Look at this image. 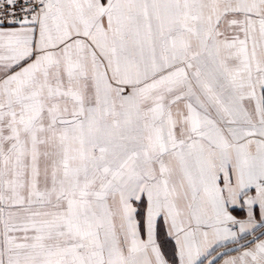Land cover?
Instances as JSON below:
<instances>
[{"label": "snow or ice", "instance_id": "snow-or-ice-1", "mask_svg": "<svg viewBox=\"0 0 264 264\" xmlns=\"http://www.w3.org/2000/svg\"><path fill=\"white\" fill-rule=\"evenodd\" d=\"M0 264H264V0H0Z\"/></svg>", "mask_w": 264, "mask_h": 264}]
</instances>
